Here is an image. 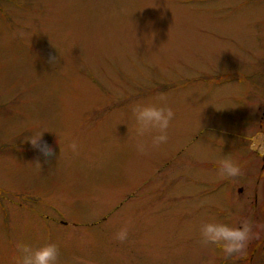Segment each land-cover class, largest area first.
<instances>
[{"label":"rangeland","instance_id":"obj_1","mask_svg":"<svg viewBox=\"0 0 264 264\" xmlns=\"http://www.w3.org/2000/svg\"><path fill=\"white\" fill-rule=\"evenodd\" d=\"M161 93L168 142L140 154L131 108ZM213 221L251 226L242 256L200 243ZM21 242L58 264H264V0H0V264Z\"/></svg>","mask_w":264,"mask_h":264},{"label":"clouds","instance_id":"obj_2","mask_svg":"<svg viewBox=\"0 0 264 264\" xmlns=\"http://www.w3.org/2000/svg\"><path fill=\"white\" fill-rule=\"evenodd\" d=\"M121 12L126 13L127 9L122 8ZM49 63H58L57 57L50 56ZM157 100L164 106L137 103L131 108L137 137L136 150L140 154H146L150 148H159L162 144L167 143L169 139L168 129L174 118V112L166 106V94H159ZM35 129L27 142L33 149L41 152L46 158L45 163H47V158L54 156L55 152L51 146L43 142L45 130L41 128L39 123H36ZM245 139H252L251 148L253 149H256L260 144L259 139L246 136ZM67 147L74 155L79 154V145L75 140H71ZM61 151L60 148V155ZM36 166L40 168L39 162ZM218 172L223 179H230L241 175L242 169L240 165L232 160L230 155H226L218 162ZM130 224L131 221L122 227L115 234L114 239L120 243L125 242L128 239ZM251 237L252 228L246 221L241 222L238 227L214 221L204 223L200 227V243L203 246L215 245L222 251L225 258L242 256ZM16 248L19 253L17 264H58L60 253L58 246L54 243L33 248L21 242L16 245Z\"/></svg>","mask_w":264,"mask_h":264},{"label":"flooded vegetation","instance_id":"obj_3","mask_svg":"<svg viewBox=\"0 0 264 264\" xmlns=\"http://www.w3.org/2000/svg\"><path fill=\"white\" fill-rule=\"evenodd\" d=\"M255 155H257L256 153H254ZM243 259H245L244 257H243ZM247 260V258L244 260V261H246Z\"/></svg>","mask_w":264,"mask_h":264}]
</instances>
